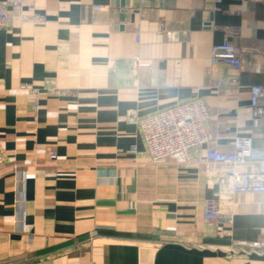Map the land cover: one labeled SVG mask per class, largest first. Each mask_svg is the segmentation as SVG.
<instances>
[{
    "label": "crops",
    "instance_id": "0c3cea01",
    "mask_svg": "<svg viewBox=\"0 0 264 264\" xmlns=\"http://www.w3.org/2000/svg\"><path fill=\"white\" fill-rule=\"evenodd\" d=\"M18 1L0 27V264H264L230 251L264 241V192L152 162L126 119L200 97L211 145L261 148L249 96L264 89L263 0ZM226 36L240 68L211 63ZM218 193L229 219L203 215Z\"/></svg>",
    "mask_w": 264,
    "mask_h": 264
},
{
    "label": "built area",
    "instance_id": "2783aa9c",
    "mask_svg": "<svg viewBox=\"0 0 264 264\" xmlns=\"http://www.w3.org/2000/svg\"><path fill=\"white\" fill-rule=\"evenodd\" d=\"M264 2V0H263ZM7 5L20 8L18 0L0 2V27L8 24L13 12ZM236 34L235 30L227 35ZM228 36L211 46V63L224 62L233 68H240V48ZM251 120L255 126L264 118V89L252 87L249 96ZM209 118V107L200 97H193L173 105L161 108L153 113L136 115L129 113L126 119L138 126L146 152L152 162L170 158L178 164H193L204 173L219 171L221 180L230 188V194L245 192H264V145L252 146L247 135L235 137L233 150L224 152L209 143L205 122ZM264 136V126L262 128ZM205 145L202 155L192 150ZM53 156V154H51ZM4 157L0 151V165ZM255 162L253 171H239L236 166L241 163ZM230 194L218 193L216 199H207L203 205V215L212 219H229L218 206L217 199L229 198ZM235 254H264V241H238L230 249Z\"/></svg>",
    "mask_w": 264,
    "mask_h": 264
}]
</instances>
